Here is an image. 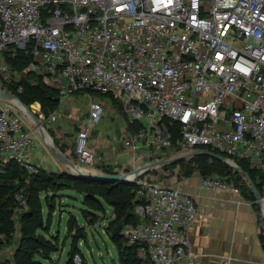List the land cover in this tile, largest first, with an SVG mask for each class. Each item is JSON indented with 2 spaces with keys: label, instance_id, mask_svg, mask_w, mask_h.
I'll use <instances>...</instances> for the list:
<instances>
[{
  "label": "built area",
  "instance_id": "2783aa9c",
  "mask_svg": "<svg viewBox=\"0 0 264 264\" xmlns=\"http://www.w3.org/2000/svg\"><path fill=\"white\" fill-rule=\"evenodd\" d=\"M21 56L29 64L13 68ZM29 74L60 100L87 91L120 104L130 127L123 136L130 167L122 175L141 219L120 234L154 264L194 263L188 232L199 215L193 196L156 181V165L178 159L159 153L186 149L187 158L245 160L264 176V0H0V82L19 84ZM22 104L29 119L18 106L0 105V173L11 162L40 172L31 155L37 131L43 133L35 118L42 106ZM105 113L92 101L90 126ZM90 126L75 148L86 164L97 159ZM201 178L206 187H228ZM257 195L264 200V186ZM16 200L18 209L27 208L24 192ZM83 261L75 255V264Z\"/></svg>",
  "mask_w": 264,
  "mask_h": 264
},
{
  "label": "trees",
  "instance_id": "16d2710c",
  "mask_svg": "<svg viewBox=\"0 0 264 264\" xmlns=\"http://www.w3.org/2000/svg\"><path fill=\"white\" fill-rule=\"evenodd\" d=\"M30 62L29 58L19 57L13 60V68L22 70ZM32 75L29 74L16 85V95L27 106L38 102L41 104L44 112L50 114L59 105L58 93L40 81L33 83ZM22 87L20 91L19 88ZM90 93L87 91L77 94ZM101 95V94H100ZM111 99L116 107L122 108L120 104L109 95H102ZM123 113V111H122ZM57 153L65 157L67 151L58 150ZM75 155V152L72 151ZM178 167L184 177L191 176L195 173L205 177H229L235 179V184L242 191L247 192L249 189L245 185L243 173L248 174L250 180H256L259 176L262 182L257 184L259 191L264 186V176L260 171L251 169L245 160L236 161L235 168L216 155L198 154L191 158L173 159L167 167ZM99 170L106 174L117 173L108 165H99ZM157 172L154 170L153 173ZM243 172V173H242ZM228 181V180H227ZM133 186L127 182L109 181L105 179H95L86 176H78L69 172H48L40 168L37 174H29L17 163L11 162L6 170L0 173V253L5 243L11 241L15 231L16 222L14 219V210L18 208L16 194L24 192L28 197V205L21 215V239L16 246L12 259H7L0 264H45L44 260H49L51 254L58 251L59 235L51 234L50 238L46 234L50 233L52 222V213L55 208L54 196L48 193L60 192L62 190H73L83 195L84 213L96 214V211H107V206L112 207L113 219L111 238L118 246V259L120 264H154L150 259L139 257L136 246H129L121 234L113 237L112 233L118 224L137 225L141 219L135 213L136 199ZM244 189V190H243ZM248 194V193H247ZM248 196V195H247ZM255 198V195H252ZM45 207H48V215L45 218ZM88 214V215H89ZM67 226L70 229L78 227V232L73 234V238L78 235L85 236L84 228L78 225L77 218L70 216ZM261 239L264 244V230H262ZM77 243L74 240L70 250L71 260L75 257V248Z\"/></svg>",
  "mask_w": 264,
  "mask_h": 264
},
{
  "label": "rangeland",
  "instance_id": "374dc122",
  "mask_svg": "<svg viewBox=\"0 0 264 264\" xmlns=\"http://www.w3.org/2000/svg\"><path fill=\"white\" fill-rule=\"evenodd\" d=\"M15 89V84L0 82L1 91L18 98ZM0 100H2V102L6 101L11 105L16 106L12 100H8L2 96H0ZM92 101L102 102L106 109L105 115L95 127L90 126L91 117L89 111ZM31 111L33 110L31 109ZM53 111L57 113V120L55 122L50 120V114L46 115L44 110L41 116L35 115V117H37L43 124V132L47 133L51 140H53L50 142L51 144H49L42 138V134L37 131L39 141H41V147L39 144V147L37 146V148L47 151L50 150L49 145L53 144L58 150L62 149L64 151H68L71 157L70 161L73 162L78 169L84 172L96 173L99 165H106L105 161H100L97 159L93 164L83 163L76 157V154L74 155L72 152H75L78 136L88 129L89 126L91 136L90 146L92 145V147L98 149L103 142L101 143L100 139L95 141V139L101 135L104 136L103 139H107L108 144H115L119 141L122 144L123 137L121 136V132L117 133V130L121 131L119 127H121V129L124 128L125 120L122 116L120 107H116L108 97L102 96L100 94H75L71 97H68L66 100H61L59 105ZM21 113L25 118L29 119V116L27 115L28 113L26 111L22 109ZM28 124L30 127H34V123L28 122ZM95 148L93 149L95 150ZM185 154H187L186 149H178L173 153L168 151L166 155L159 153V155L162 157V160L179 158ZM96 155L97 157L99 156L98 153H96ZM147 158H149V154L147 155ZM114 166L115 165H111V168L114 169ZM68 167L70 168L71 172L75 173V170H73L71 166L68 165ZM120 167L122 166L120 165ZM120 167H116V170L120 171ZM156 167L158 171L153 173V175L158 183L164 184V182H169V179L173 176H177L178 179L184 177L183 173L180 172L178 167L176 170H174L175 167H169L167 170L165 169V165L162 164H158ZM214 177L235 183L234 178H223L219 176ZM48 195L55 197V208L53 209L51 216L52 222L50 233L46 235L48 238H50L51 234L59 235V249L57 252L51 254V258L49 260H44L45 264H69V261L71 260L70 250L74 240L78 246L75 248V255L80 254L83 257V264H120L118 259V246L111 238V221L114 218L112 207L107 206V211H96L95 215H91L89 213V215H86L83 211L85 208V204L83 203V195L73 190L51 192L48 193ZM23 212V210L18 208H15L14 210L16 231L11 238V241L5 243L0 253V262L2 263L7 261V259H12L15 248L20 243V231L22 228L21 215ZM47 215L48 207H45V218ZM70 216H75L77 218L78 225L85 227V236L78 235L79 237L76 239L72 237L73 234L78 232L79 228L75 227L74 229H67V222ZM101 258H103V260Z\"/></svg>",
  "mask_w": 264,
  "mask_h": 264
},
{
  "label": "crops",
  "instance_id": "0c3cea01",
  "mask_svg": "<svg viewBox=\"0 0 264 264\" xmlns=\"http://www.w3.org/2000/svg\"><path fill=\"white\" fill-rule=\"evenodd\" d=\"M2 103L0 100V105ZM122 116L125 125L122 129L119 127L121 131L117 130V133L121 132L123 137L130 127L123 113ZM42 138L49 144L53 141L45 132L42 133ZM103 138L101 135L95 139L103 142L98 149L91 145L99 154L97 160L105 161L108 166L115 165L113 170L117 174L128 171L130 160L128 152L123 148V138L122 144L120 141L108 144L107 139ZM40 143L41 141L38 145ZM49 148L47 151L37 148L31 155V161L48 172L75 174L68 167L71 166L68 151L65 153L66 156L62 157L53 144L49 145ZM232 166L235 168V165ZM116 167H120L121 170H116ZM96 173L103 172L98 168ZM243 175L245 185L249 189L247 192L242 191L234 182L226 180H223L228 186L226 189L206 187L202 175L198 173L180 179L173 176L169 182H164L180 187L197 202L198 219L188 232V252L192 256L193 264H264V244L261 239L264 230V200L260 201L257 195L260 192L257 184L262 182V178L258 176L253 181L249 179L248 174ZM252 195H255V198H252Z\"/></svg>",
  "mask_w": 264,
  "mask_h": 264
},
{
  "label": "water",
  "instance_id": "95a60500",
  "mask_svg": "<svg viewBox=\"0 0 264 264\" xmlns=\"http://www.w3.org/2000/svg\"><path fill=\"white\" fill-rule=\"evenodd\" d=\"M8 93H6V92H3V91H1L0 90V96H2V97H4V98H6V95H7ZM59 101H60V98L58 99ZM36 118V121L38 122V123H41L40 121H39V119L37 118V117H35ZM189 155H187V156H182V157H180V158H178V159H183V158H187ZM219 158H221V157H219ZM222 159V158H221ZM67 160V159H66ZM69 161V160H68ZM69 163L71 164V166H72V168L75 170V174L76 175H78V176H86V177H90V178H95V179H105V180H109V181H122V182H127L128 183V181L125 179V177L122 175V174H106V173H87V172H84V171H82V170H80V169H78L71 161H69ZM123 224H118L116 227H115V229H114V231H113V233H112V235H113V237H115L117 234H119L120 233V231H121V229L123 228ZM79 236H77V238H78ZM102 260H103V258H101Z\"/></svg>",
  "mask_w": 264,
  "mask_h": 264
},
{
  "label": "bare ground",
  "instance_id": "6f19581e",
  "mask_svg": "<svg viewBox=\"0 0 264 264\" xmlns=\"http://www.w3.org/2000/svg\"><path fill=\"white\" fill-rule=\"evenodd\" d=\"M6 99H8V100H12V102H13L16 106H18L19 108L23 109L24 111H26V112L28 113L27 109L23 106L22 102H21L19 99L13 97V96L10 95V94H7V95H6Z\"/></svg>",
  "mask_w": 264,
  "mask_h": 264
}]
</instances>
